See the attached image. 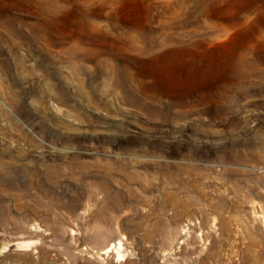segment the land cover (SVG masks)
I'll return each mask as SVG.
<instances>
[{"label":"rangeland","instance_id":"obj_1","mask_svg":"<svg viewBox=\"0 0 264 264\" xmlns=\"http://www.w3.org/2000/svg\"><path fill=\"white\" fill-rule=\"evenodd\" d=\"M0 264H264V0H0Z\"/></svg>","mask_w":264,"mask_h":264},{"label":"bare ground","instance_id":"obj_2","mask_svg":"<svg viewBox=\"0 0 264 264\" xmlns=\"http://www.w3.org/2000/svg\"><path fill=\"white\" fill-rule=\"evenodd\" d=\"M120 246H121V243H120V242H118L117 244H115V245H112V248H113V247H115V248H116V247H120ZM109 248L111 249V247H109Z\"/></svg>","mask_w":264,"mask_h":264}]
</instances>
